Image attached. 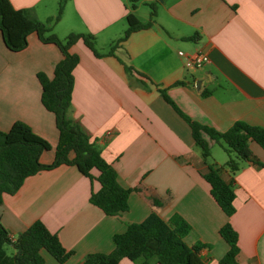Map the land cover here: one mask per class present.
Returning <instances> with one entry per match:
<instances>
[{
	"label": "crops",
	"instance_id": "1",
	"mask_svg": "<svg viewBox=\"0 0 264 264\" xmlns=\"http://www.w3.org/2000/svg\"><path fill=\"white\" fill-rule=\"evenodd\" d=\"M11 2L45 22V35L62 40L71 33L94 35L100 56L82 38L70 48L80 60L68 117L99 145L119 183L133 190L129 209L109 215L90 201L100 182L76 165L39 171L18 191L3 195L0 222L9 234L16 238L42 220L72 251L64 263L44 251L46 263L83 264L89 254L112 252L114 235L129 224L156 214L169 229H185L184 242L200 247L205 264H221L229 250L220 232L226 223L239 235L238 264H264V148L251 140L261 164L241 160L236 172L226 166L229 157L216 155L217 143L205 161L190 124L160 92L166 90L185 114L217 130L237 121L264 128V0H67L57 20L60 0ZM149 2H157L153 24L120 40L128 14L149 21ZM181 50L203 51L210 61L188 68ZM62 58L60 47L38 33L29 36L25 49L13 51L0 31V130L27 123L51 144L43 163L54 161L60 132L55 114L42 102L38 73L52 77ZM126 65L133 70L127 72ZM213 163L233 183L236 211L230 216L204 177ZM92 173L97 177L99 171ZM149 192L161 205L149 200ZM131 261L125 257L121 263Z\"/></svg>",
	"mask_w": 264,
	"mask_h": 264
},
{
	"label": "trees",
	"instance_id": "2",
	"mask_svg": "<svg viewBox=\"0 0 264 264\" xmlns=\"http://www.w3.org/2000/svg\"><path fill=\"white\" fill-rule=\"evenodd\" d=\"M67 0H60V18ZM136 2L138 0H132ZM150 8V19L141 21L133 13L128 14V27L120 40H125L132 32L150 27L157 16V2L147 3ZM48 28L45 22L29 15L25 9L15 8L11 0H0V31L4 41L11 50L20 51L29 43V36L38 33L44 42L57 44L63 58L56 64L54 74L38 73L42 85V102L56 116L60 132L56 156L52 163H43L41 155L51 149L50 142L37 134L27 123L16 121L8 131L0 130V204L5 193L13 194L20 189L25 179L39 171L53 169L61 164L76 165L78 169L100 182V188L92 191L90 201L103 209L106 214L116 215L129 209V195L133 189L123 187L118 181L114 167L102 156L99 145L91 140L80 122L68 117L72 102L74 84L73 71L80 57L70 48L79 39L95 52L94 35L71 33L65 40L55 34L45 35ZM110 53H114L113 50ZM127 72L133 70L126 65ZM167 102L190 124L196 144L201 148L205 161L211 158V144H220L229 154L226 166L231 172L240 169V161L261 162L255 157L250 141L258 142L264 148V128L243 121H237L225 131L204 125L185 114L167 94L160 89ZM235 153L236 156H232ZM96 168L97 177L92 173ZM204 177L211 184V192L227 215L236 211L233 183L227 182L220 174L216 163L209 164ZM156 206L161 199L155 192L147 194ZM184 228L169 229L156 214L141 223H131L124 232L113 237L114 249L110 253H92L83 264H122L123 258H129L136 264H205L200 256V247L187 245L182 236ZM221 235L230 248L221 258V264H238L240 247L239 235L231 223L222 226ZM6 245H11L15 252H7ZM46 251L59 262L64 263L72 254L62 244L58 234L51 232L42 220L35 221L27 230L16 238L12 237L0 222V264H47L43 256Z\"/></svg>",
	"mask_w": 264,
	"mask_h": 264
},
{
	"label": "built area",
	"instance_id": "3",
	"mask_svg": "<svg viewBox=\"0 0 264 264\" xmlns=\"http://www.w3.org/2000/svg\"><path fill=\"white\" fill-rule=\"evenodd\" d=\"M179 55L185 59V64L188 68H201L210 61L209 55L200 50L192 53L181 50Z\"/></svg>",
	"mask_w": 264,
	"mask_h": 264
},
{
	"label": "rangeland",
	"instance_id": "4",
	"mask_svg": "<svg viewBox=\"0 0 264 264\" xmlns=\"http://www.w3.org/2000/svg\"><path fill=\"white\" fill-rule=\"evenodd\" d=\"M214 151H215L216 155L221 157V158L228 159V157H229V154L227 153V151L218 143L215 145ZM232 156H236V154L232 153ZM6 249H7V252L10 254H12L14 252V248L11 245H6ZM46 255H47V257L49 256V254H46ZM133 263L136 264L135 262H133Z\"/></svg>",
	"mask_w": 264,
	"mask_h": 264
},
{
	"label": "water",
	"instance_id": "5",
	"mask_svg": "<svg viewBox=\"0 0 264 264\" xmlns=\"http://www.w3.org/2000/svg\"><path fill=\"white\" fill-rule=\"evenodd\" d=\"M200 83L199 82H197V88H200V85H199Z\"/></svg>",
	"mask_w": 264,
	"mask_h": 264
}]
</instances>
